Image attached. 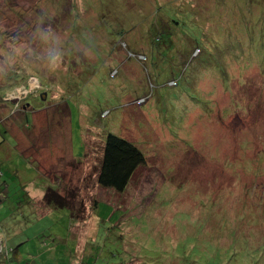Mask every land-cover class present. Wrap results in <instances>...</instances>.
Masks as SVG:
<instances>
[{
	"label": "rangeland",
	"instance_id": "obj_1",
	"mask_svg": "<svg viewBox=\"0 0 264 264\" xmlns=\"http://www.w3.org/2000/svg\"><path fill=\"white\" fill-rule=\"evenodd\" d=\"M140 1L143 0H0V84L9 76L27 74L30 85L26 90V76L13 77L14 87L7 90L6 96L0 85V110L1 106L10 108L12 101L22 109L30 91L39 96L40 90L46 89L43 100L29 99L27 110L31 113L18 112L11 119L23 131L13 132L12 124L6 131L2 122L5 117L0 118V185L3 180L4 185L19 189L23 185L24 199L31 197L24 206L27 216L56 213L60 217V224H53L47 217L39 222L34 218L30 226L12 229L10 220L5 225V215L0 223L6 232L23 230L21 240L9 247L26 243L32 247L38 237L49 234L51 246L43 239L47 247L35 251L41 258L47 260L48 255L55 262L264 264V187L250 188L256 177L264 184V16H259L249 45L239 38L230 44L231 51L226 54L232 80L224 94L243 99L248 108L258 94L259 105L247 114L242 112L243 118H239L226 111L229 99L219 96L215 99L221 107V125L202 118L186 127V116H190L189 123L198 109L203 111L199 101L186 96L195 91L189 89L192 86L188 81L177 86L168 84L183 68V57L191 49V43H182V39L173 42L171 34H179L173 28L177 25L184 35L198 18L197 9L208 0H149L151 6ZM251 1L259 10L264 5L262 0ZM242 3L237 0L238 5ZM136 13L143 15L145 23L157 27L159 37L172 47L163 62L157 55L150 57L148 63L153 67L148 71L135 58H128L119 46L124 36L125 42L137 48L138 33H145L141 21L130 25L132 19H137ZM80 35L88 39L85 44L102 46L86 50L79 58H66L70 47L84 46L78 40ZM219 37L225 41L224 34ZM74 40L78 46H71ZM211 44L201 45L206 52L187 59L186 66L194 71L205 65L209 79L214 75L221 83L224 73L214 63L217 55L213 49L225 54V47ZM54 56L58 57L55 65ZM169 58L175 59L173 63L169 64ZM115 68L119 73L111 77V69ZM35 71L37 75L31 78ZM199 77L193 78L196 88L202 82ZM210 85L214 82H203L202 87ZM151 90L147 103L131 104ZM6 97L12 101H6ZM104 110L108 112L102 117ZM214 110L217 112V107ZM235 123L243 125L245 153L256 163L247 172L240 166L239 158L243 156L231 150ZM109 132L131 137L150 155L149 162L138 168L124 192L100 186L93 166L85 163L89 176L80 187L81 178L65 170L70 169L74 157L85 154L86 145L91 143L95 152L100 150L102 136ZM8 136L9 140H1ZM60 137L64 142L67 139L65 151L55 143ZM38 143L47 161L38 155ZM227 151L235 155V167L230 169L227 160L217 157ZM88 154L89 160H97L95 154ZM54 183L62 185L65 192L75 191L78 206L70 201L67 208L52 211L43 204L40 193ZM9 194L12 201H19ZM0 200L6 201L5 188L0 189ZM7 207L1 206L0 211L6 214ZM49 225L51 234L39 233ZM82 237L84 243L79 247Z\"/></svg>",
	"mask_w": 264,
	"mask_h": 264
},
{
	"label": "trees",
	"instance_id": "obj_2",
	"mask_svg": "<svg viewBox=\"0 0 264 264\" xmlns=\"http://www.w3.org/2000/svg\"><path fill=\"white\" fill-rule=\"evenodd\" d=\"M203 3L206 2V0H200ZM264 1V0H262ZM147 2L151 6V2L149 0H143L140 1L141 3ZM227 2V5L224 6ZM197 19L192 21L191 24L187 27L185 34L183 35L181 33L180 28L175 25L173 28L176 29V31L179 34H171V37L173 39V42L175 40L182 39V43H191V49L190 52L183 57L182 60V65L183 68L177 71V77H173L168 81L169 86H177L180 85L181 83H184L188 81L189 85L195 88L194 92H191L190 94L187 93V97H190L191 99L194 98L200 103V107L202 108L201 110L203 113H200L197 110V115H195L192 119L191 122H187L188 118L190 116H186V127L187 125L190 127V124H197V121H203L202 118L207 122H210L212 125H221L219 124L220 118H218V115L221 112V107H218V101L215 99L217 97L225 96L226 98L229 99V108L227 107L226 111L229 113H235L239 118L242 117V112L244 114H247L249 110H253L255 105H259L260 103V96L257 94L255 97V100L249 104V108L246 107L247 105L243 104V99H237L236 98H231L228 95H225L224 93L226 91H229V88L231 87V80L232 76L231 73L227 69V56L226 54L231 51L230 44H235V40L242 38L241 43L246 44L252 41V36L251 32L256 31L254 28L258 27L259 23V16H264V5L262 6L261 10L257 8V6L252 3L251 0H243L242 5L237 4V0L233 2V0H208L204 5L203 8L197 9ZM137 19H132L130 25H136L138 21H141L145 27V33H138L139 39L138 43L135 44V47H131V45L127 40L125 42L124 36L120 38V40L123 42L122 44H119L120 47L124 48L126 51V54L128 58H135L138 62H140L144 66V70L148 71L149 68L153 67L151 66L149 62V58H154L156 55L160 60L163 62L166 60L169 56V53L171 51V43L168 42L167 40H164L159 37V30L157 27L153 26L152 24H147L144 22L143 15H139L136 13ZM220 34H224V40L223 42L220 41ZM247 39H246V38ZM87 39L84 36L80 35L78 36L79 42L83 43L84 46L80 48H71L66 52L65 57L66 58H79L86 50L88 49H99L102 45L100 43H97L96 45L84 43V40ZM88 40V39H87ZM75 41V40H74ZM211 44V46L215 47L216 45H220L221 47H225V54L222 53L221 51H215L213 49V53L217 55L215 57L214 63L217 65L218 69L222 70L224 73V79L220 83L219 80L213 75L210 79L207 73L206 66H200V67H195L194 71L192 68H189V66H186L188 61L187 59H192L193 55L196 56L197 54H203L206 52V49L202 48L201 45L205 46L208 44ZM71 46H78V44L75 43ZM160 48L163 51H160ZM166 50V51H165ZM247 51L249 54V61H251L252 54L249 52V48L247 46ZM221 53V55H218ZM237 58L240 57V55L236 56ZM235 57V58H236ZM255 57V54L253 55ZM175 59L174 58H169V64L173 63ZM242 70V69H241ZM240 70V71H241ZM40 71V70H39ZM38 71V73H40ZM236 69L233 70V74L235 73ZM47 71H44L45 73ZM37 71L32 74L33 76H36ZM119 73V69H111L110 76L111 77H116ZM240 73H237L235 75L236 78L240 76ZM197 76L199 77V81L201 80L202 82L197 85V88L194 84L193 78ZM24 76L25 77V82H26V87L28 88V83L27 79H29V76L27 74L25 75H13L9 76L1 82L0 85L3 86V88L6 90L7 95V90L11 87L12 78L13 77H20L22 79ZM151 81V89L153 90L152 87V80L151 76L149 77ZM8 79V80H7ZM175 79L174 84L170 83L171 80ZM210 82L213 81L214 85L213 86H207L206 88L202 87L203 82ZM46 89H44L42 92H44ZM152 90L145 94L141 95L139 97H146L145 103L148 102V100L152 97ZM184 91V90H183ZM264 92V90H261ZM46 92V91H45ZM204 93V94H203ZM34 96V97H33ZM169 96V93L167 94V97ZM39 97L43 100L42 96H37L36 93L28 95V100L30 98H35ZM137 97L136 99H138ZM135 100L130 101L131 104H135ZM6 101H12L11 99H5ZM27 99L22 103L24 108H19L16 106L14 101H12V105L10 108H5L4 106L2 107V110H0V118L3 116L5 117L3 122V128H6V131L10 129L9 124H12L14 126L13 132L14 131H23L22 127L18 128L16 126V123L13 122L11 119L13 116H15L16 113L18 112H30L31 110H27L28 107L25 104ZM61 105V104H59ZM217 107V112L214 110V108ZM49 107H47L48 109ZM35 111L36 108L34 107ZM10 112H15L14 114H11ZM39 112V111H37ZM108 111L104 110L101 113V116L103 117ZM31 113V112H30ZM229 116V115H228ZM227 116V117H228ZM50 118V117H49ZM53 117H51V121H53ZM127 120L129 121V117L127 116ZM223 121V120H221ZM233 129V136L231 137V150L236 154L237 150L239 153L237 155H241L243 157L239 158L240 166L242 168H245V172H247L249 169L253 167L254 164L253 160L254 157H252L250 154L247 155L245 153L246 147L243 145L245 142L243 135H242V130H243V125H239L238 123H235L232 126ZM11 137V136H10ZM103 143L102 147L100 150H96V147H94L91 143L89 144L90 146L86 145V151L85 154L82 157H74L75 160L71 161V171L70 173L78 176L81 178V186H84V180L89 176V170L87 169V165L85 163L91 164L94 169V174H95V179L97 180L98 184L100 186L106 187V188H113L119 192H124L126 191L132 181L135 178L136 171L138 168L143 165L144 163L147 164L150 159V155L147 156L145 150L138 146L134 140L131 137L128 136H121L115 132H109L105 136L103 135ZM12 138V137H11ZM9 136L6 139L1 140H9ZM92 152V154H95L97 156V160H89V154L88 152ZM91 154V155H92ZM235 156V155H234ZM234 156L232 153L225 154L224 156L217 155L218 158L223 157V160H227V169L235 167V160ZM226 169V170H227ZM224 170V169H223ZM259 174H257L258 176ZM236 179L233 178V182H235ZM254 181V186H250V188H258L261 189L264 187L263 183H260L258 180V177L253 179ZM212 183L213 181L209 182V184ZM5 184V180H3L2 184L0 185V189L5 188L6 190V205L8 208H11V203L14 202L15 206L11 208L9 212H7L6 217L7 220L6 223L9 222V225H12L11 228L14 229L16 227H21V228H26L30 223L26 222L28 220H31V216H27L28 214H25V203L27 201L31 200V197L24 199V191H23V185L22 188H16L9 186L8 184ZM72 192H65V188L62 185L58 184H48L47 187L43 192L40 193V198H42L43 204L47 205L54 210H61L64 208H67L69 205L70 201H74V203L77 205V196L75 193ZM9 193L11 195H14V199L19 201H12L9 198ZM145 200L146 201V194H144ZM34 200V199H33ZM10 201V202H9ZM149 201V200H148ZM74 207V209L76 208ZM14 208H16V211L14 212ZM24 209V210H23ZM22 211V212H21ZM79 214L80 211L77 210ZM136 214H141L137 213ZM25 217V218H24ZM147 217V216H146ZM2 225V223H0ZM17 224V225H15ZM4 227V225H2ZM264 228V227H263ZM262 228V229H263ZM262 229L259 230L262 231ZM20 235L13 236L12 238L17 240H21L19 238ZM84 243V237H82V242L79 243V247L83 246ZM14 250V249H13ZM16 259V255L14 254L11 258L8 259L6 251H4L1 256H0V264H8L10 263L9 261H14ZM78 264H85L83 263L82 260H78Z\"/></svg>",
	"mask_w": 264,
	"mask_h": 264
},
{
	"label": "crops",
	"instance_id": "obj_3",
	"mask_svg": "<svg viewBox=\"0 0 264 264\" xmlns=\"http://www.w3.org/2000/svg\"><path fill=\"white\" fill-rule=\"evenodd\" d=\"M57 142H58L57 146L60 149V151L62 149H63V151H65L67 149V147H68L67 139L64 142V140L60 137L59 140L55 141V143H57ZM40 149H41V144L38 143L37 144V153L42 159L47 161L48 158H43L42 157V154L40 153V151H41ZM65 171L70 172L71 171V167H70L69 170H65ZM3 205H6V203H4V201L0 200V207L3 206ZM10 210H11V208H8L7 212H9ZM49 214H51V213H49ZM63 215H67V214L64 213ZM4 217H5V212H4V210H1L0 211V221L2 219H5ZM44 217H47V219H49L53 224H55V223L56 224H60V220H59L60 217L56 213L52 214V215L43 214V215H39V216H33L32 219L35 218L39 222V221L43 220ZM32 222H34V220H30L29 221L30 224ZM30 224L28 226H30ZM67 225H68V222L65 223V227ZM34 227H36V224L34 225ZM39 230L40 229H38L37 233L39 232ZM22 231L21 230L20 231H16L15 234H12V232H10V231L6 232V230H4V227L0 224V243H1V241H3V243H2L3 246H4L3 249L6 250V254H7L8 259L11 258L14 254L16 255V259L14 261L10 260L9 261L10 263H8V264H71V263L62 262L61 260L55 262L48 255H47V260H46L45 258H41L40 256H38L36 254V251H35L36 249H45L47 247L48 244H45L46 242H48L49 246H51V241L47 237V235H49V234H43L45 232H48V233L51 234L50 225L43 227V229L39 232V233H42L43 235L36 239V243H35L34 246L30 247V245H29L30 243H26V244H24V246H21V244H19V245H17V246H19V251L16 250L17 246H14V247L10 248L9 247L10 245H14V243L19 241V240L16 241V239H14L12 237L16 236V235H20L22 233ZM63 235L66 236L65 233ZM19 238H21V237L19 236ZM61 238H62V236H61ZM43 239H44L45 243L42 242ZM25 247H28V248L25 249V250H21L22 248L24 249ZM43 247H45V248H43Z\"/></svg>",
	"mask_w": 264,
	"mask_h": 264
},
{
	"label": "clouds",
	"instance_id": "obj_4",
	"mask_svg": "<svg viewBox=\"0 0 264 264\" xmlns=\"http://www.w3.org/2000/svg\"><path fill=\"white\" fill-rule=\"evenodd\" d=\"M45 39H47V37H45ZM17 51H19V49H17ZM57 60H58V57H53L52 58V63L55 65L56 63H57ZM173 80H175V79H173ZM26 90H28V89H26ZM142 99V100H141ZM146 101V97H139L138 99H136V103H144ZM144 164H146V163H144ZM143 164V165H144ZM142 166V165H141ZM3 245V244H2ZM4 251H6V250H4L3 249V246H2V251H1V254L4 252ZM1 254H0V256H1Z\"/></svg>",
	"mask_w": 264,
	"mask_h": 264
},
{
	"label": "flooded vegetation",
	"instance_id": "obj_5",
	"mask_svg": "<svg viewBox=\"0 0 264 264\" xmlns=\"http://www.w3.org/2000/svg\"><path fill=\"white\" fill-rule=\"evenodd\" d=\"M34 76H31V78H33ZM30 78V79H31ZM20 80V79H19ZM28 88H30V85L28 86ZM26 86H25V89H28ZM30 91V90H29ZM31 92V94H33L34 92H32V91H30ZM43 92L40 90V92H39V96H41V94H42ZM29 103H31V101L30 100H28V101H26L25 102V104L26 105H28ZM24 104V103H23ZM3 243V241H1V243L0 244H2Z\"/></svg>",
	"mask_w": 264,
	"mask_h": 264
},
{
	"label": "built area",
	"instance_id": "obj_6",
	"mask_svg": "<svg viewBox=\"0 0 264 264\" xmlns=\"http://www.w3.org/2000/svg\"><path fill=\"white\" fill-rule=\"evenodd\" d=\"M170 83L174 84V83H176V82H175V80H171ZM141 100H142V99H141ZM2 246H3V245L0 244V252L2 251Z\"/></svg>",
	"mask_w": 264,
	"mask_h": 264
},
{
	"label": "water",
	"instance_id": "obj_7",
	"mask_svg": "<svg viewBox=\"0 0 264 264\" xmlns=\"http://www.w3.org/2000/svg\"><path fill=\"white\" fill-rule=\"evenodd\" d=\"M41 96H42L43 98H45V97H46V92L44 91V92L41 94ZM0 254H1V252H0Z\"/></svg>",
	"mask_w": 264,
	"mask_h": 264
}]
</instances>
